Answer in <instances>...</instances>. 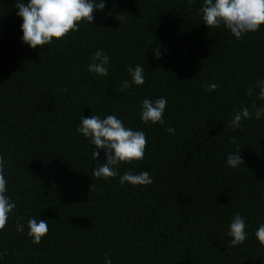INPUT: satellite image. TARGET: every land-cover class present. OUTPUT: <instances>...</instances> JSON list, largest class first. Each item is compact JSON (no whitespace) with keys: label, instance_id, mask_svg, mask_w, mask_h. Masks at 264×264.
<instances>
[{"label":"trees","instance_id":"obj_1","mask_svg":"<svg viewBox=\"0 0 264 264\" xmlns=\"http://www.w3.org/2000/svg\"><path fill=\"white\" fill-rule=\"evenodd\" d=\"M104 2L92 24L32 49L22 42L16 0H0V155L17 204L0 231L8 253L0 264H105L106 255L112 264H264L255 236L264 223V117L228 127L242 106L264 107L256 87L264 26L237 39L203 24V0ZM97 50L110 58L107 77L88 71ZM136 65L145 83L119 91ZM209 84L216 90L206 91ZM160 97L166 123L145 125L142 101ZM91 115L145 132L144 159L118 172L146 171L152 184L93 175L95 146L76 131ZM237 152L244 164L231 168L227 157ZM237 213L247 239L233 248L227 233ZM33 217L49 226L39 244L27 235Z\"/></svg>","mask_w":264,"mask_h":264},{"label":"clouds","instance_id":"obj_2","mask_svg":"<svg viewBox=\"0 0 264 264\" xmlns=\"http://www.w3.org/2000/svg\"><path fill=\"white\" fill-rule=\"evenodd\" d=\"M190 3L194 0H189ZM18 8L17 15L22 18L21 30L23 33L22 42L30 48H43L50 45L53 41H60L70 33L79 31V24L86 22L92 24L94 12L103 10L106 7L104 0H29L28 3L16 0ZM203 24L208 28L225 27L231 34L240 39L249 32L258 31L264 26V0H203L200 9ZM120 15L117 19L120 20ZM156 59L161 58L157 48H154ZM92 62L88 65V71L100 77H107L109 74V56L103 50H97L92 54ZM127 72L131 81L125 80L118 89L124 91L133 85L142 86L145 83L144 69L140 65L128 67ZM256 87L259 89L257 98L264 101V80L257 81ZM217 86L209 84L206 91H215ZM253 89L250 86L247 95L251 96ZM167 100L164 97L155 101L145 98L141 104V120L145 125L160 124L164 125V111ZM250 110L247 106H242L241 110L233 114L228 127L236 130L243 126L244 120H260L264 117V107L257 108L255 104ZM169 134H174L175 129L167 127ZM76 131L88 138L91 145L96 150L92 151V158L97 160L98 167L93 170V175L98 179L108 180L120 176L119 182L124 185L126 182L133 186H147L153 183V179L148 172L133 174L131 170L123 175L118 172L121 163L131 164L135 161L144 159L147 137L145 132L133 130L126 127L123 121L115 115H107L101 119L97 115L88 118L81 116L79 126ZM233 143H235V138ZM99 149L105 150L106 162L99 163ZM226 163L231 168H236L244 164L240 152L230 153ZM5 161L0 155V231H3L8 224L11 215L15 214L17 204L7 195L8 181L4 174ZM91 187V185H90ZM22 218L16 221V231L22 233L24 225L20 223ZM247 225L244 217L236 214L229 225L228 237L231 241L228 247H236L243 244L247 239L245 231ZM27 235L34 244H39L42 238L49 231L48 222L45 219L30 218L27 221ZM259 243L264 246V223L260 224L255 232ZM7 252H0V257L6 256ZM19 255V254H18ZM105 264H112L111 260L105 256Z\"/></svg>","mask_w":264,"mask_h":264}]
</instances>
